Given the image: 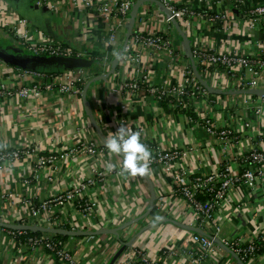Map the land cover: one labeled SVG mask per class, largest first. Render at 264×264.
<instances>
[{
  "label": "crops",
  "instance_id": "obj_1",
  "mask_svg": "<svg viewBox=\"0 0 264 264\" xmlns=\"http://www.w3.org/2000/svg\"><path fill=\"white\" fill-rule=\"evenodd\" d=\"M33 1L0 0V16L4 14L5 18L10 17L11 20L15 18L14 15L27 18L32 25L34 38L41 34L62 39L76 47L91 49L95 56L107 55L110 61L122 51L120 40L112 46L108 43V27L83 7L81 1L73 7L74 10L64 3L55 12L44 7L37 8ZM140 1L143 2L138 13L146 10L147 15L144 22L137 21L138 30L168 32L174 49L180 52L178 55L167 51L146 53L143 60L148 64L152 80L157 85L180 81L181 68L189 61L184 52L188 51V47L191 50L203 48L217 52L236 50L256 57L260 52L257 42L264 45V17L250 27L245 14L249 7L264 4V0H242L237 7L234 0H173L178 6L202 13H226L231 23L228 28L201 17L194 20L192 26H182L180 29L164 24L156 1L135 0V5ZM9 9L14 12L13 17ZM1 22L0 49L23 59V50L6 40ZM120 35L123 36L122 33ZM120 65L117 68V74L120 73L118 79L111 76L95 80L88 88L86 100L82 95L76 98L48 91L37 101L0 99V151L32 147L41 154H48L88 140L96 141L102 147V151L96 155L85 152L77 154L59 161L56 169L47 167L39 169L37 173L34 172L36 154L14 162L0 163V219L10 224L45 226L44 216L35 219L31 208L68 190L97 168L104 178L87 191V196L96 201L97 206L81 221V231L90 234L73 235L66 239L74 264H115L124 254L119 244L123 239L135 248L145 250L158 264H198L192 261L196 257L200 258L199 264H242L224 247L204 253L201 259V247L192 237L196 231L211 234L213 229L204 222L195 228L191 226L192 212L184 198L175 191L173 181L160 167L150 168L151 174L148 176L119 174L122 157L109 153L105 140L122 123L117 107L124 94L118 90L117 83L123 81L131 70ZM11 67L10 64H0V81L19 82ZM27 67L55 75H63L69 69L64 60L56 59L32 61ZM84 67L92 73L91 77L95 76L91 62ZM200 75L207 87L201 84L208 93L196 104L220 127L233 132L227 150L222 148L215 135L194 126L184 113L170 106L165 107L158 99L144 94V91L130 102L129 117L145 128L153 145L195 146L196 151L190 152L185 159L195 173L217 171L227 162L236 170L241 155L253 147L264 148V94L240 93V89L225 82L219 75ZM257 89L264 90V71ZM261 96L262 110L256 113V101L259 102ZM110 163L117 165L111 172L106 170ZM49 176H52V180ZM230 199V203L222 204L218 213L222 225L219 241L235 236L246 241L264 237V176L257 178L253 189L237 184ZM59 211L62 215L75 213L70 205L61 207ZM116 228L115 233L100 232ZM0 264L67 263L44 247L32 250L17 244L11 233L0 227ZM246 264H264V250Z\"/></svg>",
  "mask_w": 264,
  "mask_h": 264
},
{
  "label": "built area",
  "instance_id": "obj_2",
  "mask_svg": "<svg viewBox=\"0 0 264 264\" xmlns=\"http://www.w3.org/2000/svg\"><path fill=\"white\" fill-rule=\"evenodd\" d=\"M79 1H81L83 7L94 14V17L101 19L108 27V43L112 46L120 40L124 47L119 64L121 63L120 66L124 68H130L131 73L127 77L124 76L123 81L117 83L118 90L124 94L117 107L121 124H125L133 131L141 132L142 142L152 152L150 168L160 167L166 173V176L173 181L175 191L184 198L187 207L192 212L191 226L195 228L201 222H204L213 229L211 234L196 231L192 237L193 241L201 247L203 253L201 259L204 258V253H210L218 247H224L236 256L242 264H246L258 255L262 245L264 247V237L261 236L246 241L239 236H235L228 240L219 241L222 225L218 219V213L223 203L228 204L231 202L230 195L237 184H243L253 189L257 178L264 176V148L257 149L253 147L250 151L241 155L239 168L236 170L231 163L227 162L217 171L207 174L195 173L189 168L185 159L188 158L190 152L196 151V147L153 145L149 141V135L145 128L130 119V102L139 95L140 90H144L149 96L161 102L165 97L170 98L169 106L172 109L184 113L187 120L194 126L204 128L208 133L215 135L220 140L222 148L227 150L233 132L230 129L220 127L211 117L200 111L196 103L207 95L208 90L196 76L192 61L196 66L201 65L203 67V73L206 76L219 75L222 80L240 90L257 89L264 71V45L257 42L260 52L256 57L236 50L217 52L211 49L192 48L193 60L188 52L184 51L189 61L183 64L181 68L180 81L169 85H157L152 80L148 64L143 60L146 53L152 51L158 54L167 51L178 55L180 52L177 53L174 49L175 46L168 32L138 30L137 21L144 22L146 20V10L138 13L132 24L135 0H34L33 2L37 8L44 7L55 12L61 9L64 3H67L73 9ZM152 1L159 4L164 24L173 29L177 27L176 22L180 28L182 26L190 27L193 25L194 20L201 17L210 23L223 24L224 27L228 28L231 24L226 13H202L189 7L178 6L173 0ZM234 1L237 7L242 0ZM9 10L11 12L10 16L13 17L14 12L11 9ZM245 14L248 18V25L250 27L255 26L264 17V4L249 7ZM14 16L13 20L10 17L5 18L4 14L0 16V20L4 25L6 40L9 44L22 49L23 53L29 56L86 59L91 62L92 72L95 76L91 77L92 73L88 71L87 67L69 68L65 74L55 75L39 72L28 67L12 65L11 68L20 80L17 83L0 81V99L5 101L16 99L37 101L47 91L61 96L78 98L81 95L83 96L85 88L96 78V75L104 76L110 71L112 61H110L109 56H95L91 49L76 47L73 44L65 43L62 39L45 37L41 34L34 38L30 21L24 17ZM131 25L132 33L126 43V35ZM0 64L8 65L9 63L0 56ZM117 68L109 77L112 76L114 79H118L120 73L117 74ZM123 89L125 92H123ZM262 101L263 96H261L259 102L256 101V113L261 112ZM189 111L195 113V115L189 113ZM99 151H102V147L93 140L48 154H41L32 147L12 148L8 151H0V163L14 162L24 156L36 154L37 162L34 172L37 173L39 169L47 167H55L54 169H56L59 161L72 158L77 154L85 152L96 155ZM48 178L52 180V176ZM103 178L101 170L93 169L92 174L68 190L44 200L38 206H33L30 211L32 217L37 219L40 215L44 216L46 225L42 226L47 228L69 231L83 229L82 219L93 213L97 206L96 201L87 196V191ZM67 205L75 209L73 214L76 215H62L59 211L60 208ZM1 228L8 230L19 245H25L32 250L44 247L63 262L74 264L75 260L66 239H59L56 236L57 233L43 232L39 236H28L22 229ZM72 236L68 235L69 238ZM127 242L123 239L119 241V244L123 247ZM123 252L124 254L119 256L115 264H158L145 250L135 248L131 243L125 247ZM192 261L199 264L200 258H193Z\"/></svg>",
  "mask_w": 264,
  "mask_h": 264
},
{
  "label": "water",
  "instance_id": "obj_3",
  "mask_svg": "<svg viewBox=\"0 0 264 264\" xmlns=\"http://www.w3.org/2000/svg\"><path fill=\"white\" fill-rule=\"evenodd\" d=\"M149 1H152V0H149ZM142 2L143 1L138 2L133 8L132 24L134 23V21L136 19V16L138 14V11L140 9V5H141ZM175 24L177 25V28L180 29L178 27V23L176 22ZM131 33H132V25H131V27H130V29L128 31L126 43L129 40V38L131 36ZM181 33H182V35L185 38L184 33L182 31H181ZM123 50H124V47L122 48V51L113 59L110 71L104 76H98V77L94 78L91 82H93L95 80H98V79H101V78L109 77L116 70V68L118 67L119 61H120V57H121V55L123 53ZM187 50H188L187 52H188L189 56L193 60L190 47H188ZM1 57L6 62H8L9 64L16 65V66H21V67H27L26 65L28 63L32 62V61H37V62L47 61V60L51 61V60H55L57 58V57L55 58V57H46V56H33V57H27V58H24V59H19L16 55L8 54V53H4L3 55H1ZM60 60H62V61L64 60V64H66V66L68 68L84 67V66L90 64V61H88L86 59H82V58H67V59H60ZM192 63H193V69H194V72H195L196 76L198 77L200 82L204 86L207 87V85L204 83V80L202 79V76L200 75V72H199L196 64L194 63V61H192ZM91 82L87 85V87L85 88V90L83 92V98L85 100H86V91H87V88L89 87V85L91 84ZM238 92H240V93H252V94H264V90L263 89H249V90L247 89V90H239ZM0 227H6V228H10V229L32 230V231H36V232L42 231V232H50V233H62V234H65V235H75V236L90 234V232H85V231H81V230H79V231H69V230H65V229L47 228V227H40V226H34V225L10 224V223H6V222L1 221V220H0ZM117 230H118V228L110 229V230H104V231H100V232H107V233L114 232L115 233V232H117ZM100 232L98 231V233H100ZM129 244H130V242H127L121 248L120 251L122 252L125 249V247L127 245H129Z\"/></svg>",
  "mask_w": 264,
  "mask_h": 264
},
{
  "label": "clouds",
  "instance_id": "obj_4",
  "mask_svg": "<svg viewBox=\"0 0 264 264\" xmlns=\"http://www.w3.org/2000/svg\"><path fill=\"white\" fill-rule=\"evenodd\" d=\"M105 147L109 153L122 157V163L119 166L120 175L148 176L151 174L152 152L142 142L140 131H133L125 124H121L115 133H110L106 138ZM116 168V164L110 163L106 170L111 172Z\"/></svg>",
  "mask_w": 264,
  "mask_h": 264
},
{
  "label": "trees",
  "instance_id": "obj_5",
  "mask_svg": "<svg viewBox=\"0 0 264 264\" xmlns=\"http://www.w3.org/2000/svg\"><path fill=\"white\" fill-rule=\"evenodd\" d=\"M3 53H5L2 49H0V56H1V54H3ZM29 55H27V54H25L24 53V58H27ZM29 57H31V56H29ZM23 58V59H24ZM56 58V57H55ZM60 59H65V58H59V57H57L56 58V60H60ZM30 64V63H29ZM29 64H27L26 66H28ZM32 67V66H31ZM197 67H198V70H199V72L200 73H203V67L201 66V65H197ZM30 68V67H29ZM31 69H33V68H31ZM33 70H35V69H33ZM48 74H51V73H48ZM142 91H144V90H140V92H142ZM144 94H145V91L143 92ZM169 100H170V98H167V97H165L163 100H162V104L165 106V107H168L169 106ZM189 113H191V114H193V115H195V113H192L191 111H189ZM26 233L25 234H27L28 236H39V235H41L43 232L42 231H38V232H36V231H32V230H24ZM56 236L59 238V239H61V240H63V239H67L68 238V235H65V234H62V233H57L56 234ZM261 245V244H260ZM262 250H264V247H263V245L260 247V249H259V251H258V254L260 253V252H262Z\"/></svg>",
  "mask_w": 264,
  "mask_h": 264
}]
</instances>
